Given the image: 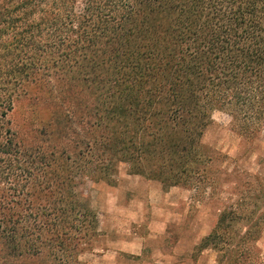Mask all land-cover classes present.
Masks as SVG:
<instances>
[{
	"label": "trees",
	"instance_id": "obj_1",
	"mask_svg": "<svg viewBox=\"0 0 264 264\" xmlns=\"http://www.w3.org/2000/svg\"><path fill=\"white\" fill-rule=\"evenodd\" d=\"M215 110L263 136L264 0H0V264H92L86 186L122 165L215 199L237 172L205 142ZM233 183L197 248L218 264H245L264 219V183Z\"/></svg>",
	"mask_w": 264,
	"mask_h": 264
},
{
	"label": "rangeland",
	"instance_id": "obj_2",
	"mask_svg": "<svg viewBox=\"0 0 264 264\" xmlns=\"http://www.w3.org/2000/svg\"><path fill=\"white\" fill-rule=\"evenodd\" d=\"M205 142L230 157L222 168L237 170L233 182L253 190L264 183V134L249 142L234 130L229 114L215 110ZM117 178L116 185L87 183L102 234L93 252L84 255L85 260L92 264H218L222 253L216 247L197 248L217 223L222 201L236 203L238 197L227 191L235 183L227 184L226 191L211 199L184 186L164 188L157 180L129 174L124 165ZM250 200L246 199L245 207L252 204ZM247 210L250 212L251 205ZM245 224L238 223L237 230L244 231ZM125 239L132 240V248H122ZM140 247L141 255L131 252ZM243 260L245 264H264V219L256 244Z\"/></svg>",
	"mask_w": 264,
	"mask_h": 264
},
{
	"label": "crops",
	"instance_id": "obj_3",
	"mask_svg": "<svg viewBox=\"0 0 264 264\" xmlns=\"http://www.w3.org/2000/svg\"><path fill=\"white\" fill-rule=\"evenodd\" d=\"M122 245H123L122 248H132L133 243H132V240L131 239H125V240H123ZM141 248L142 247H140L138 249H135V250H132V251L130 250V251L132 253L137 254V255H141Z\"/></svg>",
	"mask_w": 264,
	"mask_h": 264
}]
</instances>
